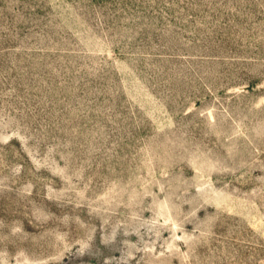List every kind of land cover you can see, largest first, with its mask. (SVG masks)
<instances>
[{
	"label": "rangeland",
	"instance_id": "374dc122",
	"mask_svg": "<svg viewBox=\"0 0 264 264\" xmlns=\"http://www.w3.org/2000/svg\"><path fill=\"white\" fill-rule=\"evenodd\" d=\"M0 264H264V0H0Z\"/></svg>",
	"mask_w": 264,
	"mask_h": 264
}]
</instances>
